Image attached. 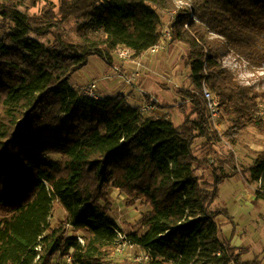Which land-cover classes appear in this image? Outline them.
I'll use <instances>...</instances> for the list:
<instances>
[{
  "label": "trees",
  "instance_id": "1",
  "mask_svg": "<svg viewBox=\"0 0 264 264\" xmlns=\"http://www.w3.org/2000/svg\"><path fill=\"white\" fill-rule=\"evenodd\" d=\"M177 1L60 0L57 13L49 7L38 17L0 0V264H55L58 255L116 264L119 233L148 259L117 264H259L221 236L217 219L228 211L213 204L237 173L228 170L234 154L216 150L203 86L219 98L229 142L249 126L264 135V92L221 59L225 50L264 58V0ZM162 12L174 13L170 41L188 48L190 84L173 88V105L154 94L142 105L133 92L91 97L71 82L91 56L110 67L122 48L141 57L163 36ZM71 19L75 33L60 30L58 21ZM147 105L154 109L145 115ZM245 173L258 184L256 200L264 198V150ZM115 189L127 207L147 206L134 231L124 232L112 213ZM56 203L65 216L53 227Z\"/></svg>",
  "mask_w": 264,
  "mask_h": 264
},
{
  "label": "rangeland",
  "instance_id": "2",
  "mask_svg": "<svg viewBox=\"0 0 264 264\" xmlns=\"http://www.w3.org/2000/svg\"><path fill=\"white\" fill-rule=\"evenodd\" d=\"M16 7L29 15L41 16L45 9L51 7H57L60 4V0H13ZM185 3L191 0H182ZM187 1V2H186ZM49 9V10H50ZM58 12V7L54 10ZM164 21V30L169 26L170 20L173 18L174 13L162 12ZM2 16L0 14V21ZM59 19V18H57ZM198 21L197 19H195ZM51 22H55L51 18ZM59 28L62 31L66 30L70 33H75V22L72 19L68 22H59ZM0 33L1 29H0ZM260 38L259 49H264V35ZM43 42H49L53 40V36L41 39ZM169 46V47H168ZM169 48V52L166 53V49ZM188 48L186 45L179 42L168 41L165 48H161L157 53L149 55H143L142 59L129 58V60L118 59L113 65L122 66L121 62H130L131 71L129 76H133V70L135 67V60L140 59L144 61V67L141 70L147 71V75L154 77L152 80L157 83L153 91L155 95L162 98L167 104L173 105L176 101V94L173 91L174 87L188 86L190 84L188 75L190 72L185 69V63L183 58L186 56ZM223 65L233 70L240 81L243 84L252 86L257 91L264 92V58L258 59V56L251 60L244 56L236 55L232 50L223 51V57H221ZM162 63V64H161ZM148 64H151V69L148 68ZM107 64L102 58L98 56H91L87 65L79 70L72 77L71 82L78 87V89L86 88L90 83L96 82L98 85V96H106L116 94L117 92L109 93L118 82L122 81L118 77L121 76V72H117ZM124 67V64H123ZM133 67V68H132ZM150 73V74H149ZM119 79V80H117ZM152 79V78H151ZM148 78V80H151ZM117 81V82H116ZM162 83V84H161ZM161 84V87H159ZM132 85V83H130ZM109 89L108 92H103ZM147 91V90H146ZM148 92V91H147ZM143 95V94H142ZM176 97V98H175ZM141 102L144 101L143 97H139ZM259 111L260 105L264 104V96L258 98ZM160 108V107H159ZM156 108L155 111L159 109ZM161 109V108H160ZM144 114L148 112L144 111ZM158 113V112H157ZM145 114V115H147ZM260 115V114H259ZM175 121H181L178 111L172 112ZM261 117V116H260ZM227 116L223 115V110H220V117L217 119V124L209 118L212 129L216 132L220 138L218 153L227 156L231 153L234 154L235 162L231 166H228L231 171H235L237 175L225 179L219 187V197L213 204L214 207H224L228 211V215H222L220 218L229 220L230 227L227 229L224 227L225 223L220 221V231L223 238L229 240L232 245H237L240 239H247L249 243H256L264 245V198L256 200L255 190L258 184L250 183L246 180L245 169L250 165L256 155L264 150V135L259 132L254 126H249L246 129L240 131L239 136H236V142L232 143L228 141L226 133L230 127V123L226 121ZM262 118V117H261ZM264 121V120H263ZM223 135V137L221 136ZM203 140H198L197 147L202 146ZM110 201L112 203V213L117 219L119 225L123 231L128 233L138 228L136 221L140 218L142 213L146 210L147 206L143 202H139L133 207H127L125 205L124 195L118 190H112ZM65 211L57 203L51 217V224L53 227L63 222ZM72 231H69V235H73ZM139 252L134 247L125 246L123 252H118L112 261L114 263H120L124 258H131L138 260ZM55 264H72V260L69 256L58 255L54 261Z\"/></svg>",
  "mask_w": 264,
  "mask_h": 264
},
{
  "label": "crops",
  "instance_id": "3",
  "mask_svg": "<svg viewBox=\"0 0 264 264\" xmlns=\"http://www.w3.org/2000/svg\"><path fill=\"white\" fill-rule=\"evenodd\" d=\"M167 52H169V48L166 49V53ZM145 54H146V52L143 55H145ZM143 55L141 57H139V58L142 59ZM140 59H136L135 60V65H133V67H135L134 70H133V77H135V78H134V82L132 83V85L127 83V81L123 80L122 78L118 77L122 81L118 82V84L111 91H109V89H106V91L104 90L103 92H108V91H109V93L123 92L125 94H127L129 92H133L134 97L132 99L135 100L136 102L140 103V105H142L141 103L145 104V100L143 102H141V99H139V97H143V99H144L146 94H154V93H151V91H153V89L155 88L157 83H154L152 81V80H154V77L152 75H151V77H149V76L145 77V75H147L148 72L147 71H143V69L141 70L142 66L144 67V61H142ZM117 61H118V59H116L115 63ZM139 62L141 63V65L137 64ZM121 63H122L121 67H119L118 65H115L114 68L117 66L118 68H120V71H121L122 74H125L126 77H130L129 76V71H131V68H130L132 66L131 63L130 62H124V63L121 62ZM123 64H124V67H123ZM146 66H148V68L151 69V64H148ZM148 78H150V79L152 78V79L148 80ZM119 79H117V80H119ZM161 84H160L159 87H161ZM131 102H133V101L131 100ZM166 112L167 111H164L162 109H158L156 111V113L159 114V115H162V114H164ZM217 221H218L219 224H220V221H223V223H225L224 227L226 229H227V227L228 228L230 227L231 223L229 222V220L226 221L225 219L219 217L217 219ZM234 246H236V247H244V246H246L249 249L247 251V253L244 254L243 257H242L244 260H256L259 264H264V245L262 243L257 245L255 242L254 243H249L247 239H240L238 244L234 245Z\"/></svg>",
  "mask_w": 264,
  "mask_h": 264
},
{
  "label": "built area",
  "instance_id": "4",
  "mask_svg": "<svg viewBox=\"0 0 264 264\" xmlns=\"http://www.w3.org/2000/svg\"><path fill=\"white\" fill-rule=\"evenodd\" d=\"M177 4H179L178 6L180 5H184V4H188V3H185L184 1L182 0H179L177 1ZM188 6H190L188 4ZM191 17L193 19H197V17L192 13L191 14ZM172 39V35H171V31H170V28L169 26L166 27V29L164 30V33H163V36L160 40V42H158L157 44L151 46L147 51H146V54H155L157 53L161 48H165L166 45H167V42L170 41ZM117 55L120 59L122 60H129V58H132V56L134 55L133 54V51L129 48H122V49H119L117 51ZM138 65H141V63H137ZM115 71L117 72H121L120 71V68H118L117 66L114 68ZM122 74V73H121ZM128 75V74H127ZM125 81H127V83H133L134 82V78L135 77H126L125 74H122L121 75ZM97 89H98V85L96 82H92L90 83L86 88H84V91L86 94H88L89 96L91 97H96L98 98V93H97ZM203 94H204V97L206 99V103H207V109L209 111V117L210 119L212 120V122L215 123V125L217 124V119L218 117H220V107H219V104H220V101H219V98L211 91V89L204 84L203 86ZM154 109V106H150V105H147L144 107V110L145 111H150ZM259 114L260 116L262 117V119L264 120V104H261L260 105V111H259ZM223 137V135H221ZM119 237L120 239L123 241L122 243H120L118 245V249L117 251L118 252H123V250L125 249V246H129V247H133L132 245H130L128 242H124V239H125V235L123 233H119ZM81 241H83L81 238H80ZM138 260H141V259H148V254L146 251H141L139 252V255H138Z\"/></svg>",
  "mask_w": 264,
  "mask_h": 264
}]
</instances>
